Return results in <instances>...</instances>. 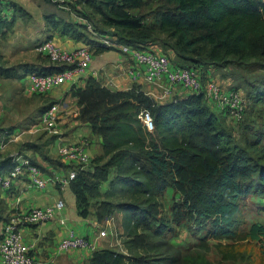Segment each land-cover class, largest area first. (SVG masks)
Listing matches in <instances>:
<instances>
[{
  "label": "trees",
  "instance_id": "obj_1",
  "mask_svg": "<svg viewBox=\"0 0 264 264\" xmlns=\"http://www.w3.org/2000/svg\"><path fill=\"white\" fill-rule=\"evenodd\" d=\"M148 1L66 3L83 13L86 6L99 13L104 24L126 35V43H136L157 31L164 33L178 58L196 63L183 64L174 57L180 65L207 68L203 65L207 61L224 63L230 55L245 58L255 48L257 54L264 56V0H160L154 9V20L146 23L147 13L132 8H141ZM3 3L7 11L0 15V34L8 32L7 27L15 22L19 9L22 14L27 13L25 7L14 5L13 16L7 19L12 7ZM56 18V28L64 33L81 36L83 30L89 29L86 20ZM91 44L95 51L112 47L98 38ZM66 66L53 61L41 65L26 62L25 68L27 72L48 73ZM11 67L0 64L6 72ZM73 93L77 96L78 118L90 122L103 135V151L92 156L86 166L78 165L70 182L79 213H90V195L102 194L100 183L116 166L115 182L119 186L106 193H116L117 197L103 203L124 211L120 235L128 247L127 251L112 246L96 247L89 264H187L184 254L170 251L165 239L172 224L168 216L161 214L160 194L168 186L181 192L190 217L200 225H208V235L224 236L232 242L252 238L264 245V223L254 221L248 225L242 206L250 192L264 194V160L254 158L249 148L236 141L203 91L153 101L142 92L112 90L90 75L85 86L73 85ZM144 107L153 114V130L140 116ZM0 131L4 128L0 127ZM56 137L57 134H51L42 144L31 142L30 147L51 160L41 146ZM26 146L25 143L23 147ZM60 159V166L72 167V163ZM32 160L47 171L37 156H32ZM13 166L12 155L0 158V174ZM232 242L222 244L230 246ZM161 248L164 253L159 252ZM234 251L224 255L235 257Z\"/></svg>",
  "mask_w": 264,
  "mask_h": 264
},
{
  "label": "rangeland",
  "instance_id": "obj_2",
  "mask_svg": "<svg viewBox=\"0 0 264 264\" xmlns=\"http://www.w3.org/2000/svg\"><path fill=\"white\" fill-rule=\"evenodd\" d=\"M11 3L25 7L27 13L22 14L19 9L15 22L7 27L8 32L0 34V64L12 66L8 71L11 72L10 74L0 68V127L21 134L18 140H8L6 145L2 147L3 151L1 153L6 154L11 147L21 149L31 156H37L38 160L43 164V168L48 172H52L54 168L64 167L58 163L61 161V156L56 152L58 146L57 142L54 144L55 138L53 141L41 146V149L49 154V158L51 157L52 161L46 159L43 153L38 154L36 150L30 147L31 142H40L42 144L53 132L49 127L45 126V123L43 125L40 124L41 113L51 103V97L46 92L32 91L28 88L26 75L29 72L25 68L26 62L41 65L44 64L42 62L46 63L52 59L47 54L37 50L39 52L38 57L42 62L29 61L28 59L34 57L35 54V51H31L30 48L36 46L39 41L50 38V35L56 29L61 31L56 28L54 23V20L57 19L56 16L58 18H71L73 12L81 16L85 15L86 18L83 17L89 24L90 28L83 30L80 36L85 42L92 43L97 38L100 40L102 36H107L110 40L117 42L126 43L128 40L126 35L117 31L115 27L104 24L100 19L99 13L94 12L88 6L83 7L86 10L84 14L77 7L67 4L65 6V2L53 0H11ZM159 3L160 0H149L141 8H132V10L135 12H146L145 22L150 23L154 20V9ZM14 11L13 8V12L7 15V19L12 18ZM133 44L146 47L156 45L169 52L180 63L196 64L191 61L185 62L178 58L171 46L167 44L165 34L159 31L151 36L138 39V42H133ZM112 47H118L124 52V49L119 45H112ZM256 52L257 49L255 48V51L245 58H235L230 55L229 60L224 63L207 61L203 65L213 67L212 73L218 74L219 77H231L233 83L240 86L244 95L248 97L241 116H234L233 111L229 109L216 110L220 113L225 125L233 132L236 141L249 148L254 158L264 160V92L262 91L264 87V56ZM124 62V66L116 65L114 69L109 68L108 73H105L102 79L99 80L101 84L112 90L142 92L145 95H149L153 101H161L171 97L162 96V85L149 83L138 78L135 75L133 61L130 58H127ZM109 72L113 73V76ZM127 72L129 75H127ZM108 77H114L115 80L107 81ZM126 79V82L121 83ZM173 92L184 96L193 91L184 89L181 86H174ZM65 106L68 107V105ZM78 113L76 114L74 109L68 111L61 106L57 120L62 124L65 123V119L69 120V118L78 117ZM36 123L37 125H35ZM32 127L35 131L29 130ZM258 133L261 134L257 135ZM23 143H26L27 146L23 147ZM70 165L73 166L75 164ZM64 168L66 171L69 170L68 167ZM116 175L117 167L112 166L109 177L100 183L102 194L99 196L90 195V213L88 215L96 219L95 224L98 232L101 228L107 229V234L101 236L103 244L127 251L128 247L123 240L124 237L120 235V232H122L120 231L122 228L121 219L124 211L103 203L105 199L115 200L117 197L116 193L113 196H107L106 193L119 186V183L115 182ZM47 185L57 186L53 181H49ZM64 187L73 195L69 183ZM34 188L37 189V187ZM30 191L34 192L33 190ZM160 201L161 214L168 216L172 224L165 237L170 245V251L177 252L178 255L184 254L187 264H264V245L259 240L249 238L232 242L224 236L215 237L208 235V225H200L199 221L190 217L185 210L181 192L173 187L168 186L160 194ZM242 206L244 207L248 225L254 221L264 223V194L250 192L242 200ZM106 208L109 209L108 213L105 214ZM108 214L114 215L113 226H108L106 223ZM227 242H232V245L224 246L222 244ZM233 249L235 250V257H226L224 255V252L229 253ZM150 251L157 252L156 250ZM159 252L164 253L165 251L161 248Z\"/></svg>",
  "mask_w": 264,
  "mask_h": 264
},
{
  "label": "built area",
  "instance_id": "obj_3",
  "mask_svg": "<svg viewBox=\"0 0 264 264\" xmlns=\"http://www.w3.org/2000/svg\"><path fill=\"white\" fill-rule=\"evenodd\" d=\"M57 2H68L69 0H53ZM0 0V15L6 14L7 9ZM100 40L109 45H119L133 60L134 72L138 78L149 83L163 86L162 96L174 94L173 87L181 86L194 92H204L206 98L214 109H229L233 115L241 116L247 103V97L240 87H235L231 77H219L213 74V67L201 68L199 66L180 65L174 61V57L161 49L159 46L149 47L110 40L109 37H100ZM36 49L47 54L54 62L67 64L60 70L41 73L36 70L27 74V85L32 91L45 93L52 87L65 81L76 82L77 75L83 74L89 68L95 47L89 43L75 48H67L47 38L39 41ZM164 100V99H163ZM59 116V105L54 102L41 113L40 124L55 129L57 117ZM140 116L145 125L153 130L155 128L154 117L147 107L142 108ZM19 132H11L4 129L0 131V148L6 145L8 140H18ZM58 153L67 162L75 164L68 171L64 167L55 172H48L34 163L32 156L21 149H15L10 155L13 156L14 166L11 170L0 174V189L10 190L18 180L38 187L44 188L49 181L66 185L77 174V166H86L92 154L88 150V140L82 138L78 142L64 143L58 145ZM65 207V199L59 198L48 205H38L29 208L26 212H14L9 218H5L0 230V255L6 264H39L34 254L31 253V244L25 239L21 230L24 223H40L51 219L58 210ZM114 215L108 214L106 223L113 226ZM107 234V229H99L98 236ZM63 248L88 247L94 248L90 237L84 233H78L71 229L61 239Z\"/></svg>",
  "mask_w": 264,
  "mask_h": 264
},
{
  "label": "crops",
  "instance_id": "obj_4",
  "mask_svg": "<svg viewBox=\"0 0 264 264\" xmlns=\"http://www.w3.org/2000/svg\"><path fill=\"white\" fill-rule=\"evenodd\" d=\"M4 2L9 8L12 7V11H10L11 14L14 5L11 3V0H5ZM66 4L70 5V3ZM71 18L81 21L85 20L83 16L74 12ZM50 38L67 48H75L85 42L80 36H76L72 33H64L58 29L50 35ZM30 49L31 51H35V54L34 57H31L28 60L37 63L42 62L38 57L39 52L37 51L36 46ZM127 58L132 60L126 52H123L118 47H111L103 51H95L89 68L85 73L77 75L74 84H76V86H85L87 78L90 75H94L100 80L105 73H108L109 68L114 69L116 65L124 66V60ZM50 61L53 60H49L48 62ZM132 64H134V62H132ZM110 74L113 76V73ZM127 75H129L128 72ZM107 79V81L111 79L113 81L115 80L114 77H108ZM126 81L127 79L123 80L121 83ZM72 83V81H65L49 89L46 94L51 97V103L45 109L56 102L59 105V111L62 106L68 111L74 109L77 114L79 112V106L77 103V96L73 93ZM69 103H71L70 106ZM65 105H68V107ZM64 121L65 123L62 124L59 123V120L57 121L55 127L57 131L50 129L53 131L51 134H57L54 144L57 142L58 146L61 142L73 143L78 142L82 138H86L88 140V150L92 156L103 151V135L95 131L90 122L84 121L78 117H72L69 118V120L65 119ZM35 125H37V123ZM29 130L35 131L33 127L29 128ZM15 149V147H11L6 154H2L1 151H3V148H0V158L11 154ZM56 152H58V147ZM60 169L61 168H54L53 172H60ZM56 184L59 188L55 185H47L44 188L37 187V189H35V186L20 179L10 190L5 191L0 189V230L6 215H9L10 217L14 212L18 211L23 213L31 207L52 204L57 199L63 198L65 199V207L58 210L53 218L40 223H24L21 226V230L25 239L31 244V253L34 254L39 264H89V258L94 248L111 245L103 244L102 237L98 236V229L95 224L96 219L89 215L84 216L79 213L77 209V197L70 183L69 185L74 196L70 194L66 187H64L65 185L61 183ZM30 190H33L34 192H31ZM71 229H74L78 233L87 234L93 242L94 248H63L61 245V239ZM120 231H123V228H121ZM0 264H6L2 261L1 255Z\"/></svg>",
  "mask_w": 264,
  "mask_h": 264
}]
</instances>
